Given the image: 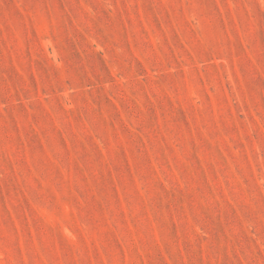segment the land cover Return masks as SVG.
I'll list each match as a JSON object with an SVG mask.
<instances>
[{"label":"rangeland","instance_id":"374dc122","mask_svg":"<svg viewBox=\"0 0 264 264\" xmlns=\"http://www.w3.org/2000/svg\"><path fill=\"white\" fill-rule=\"evenodd\" d=\"M0 264H264V0H0Z\"/></svg>","mask_w":264,"mask_h":264}]
</instances>
